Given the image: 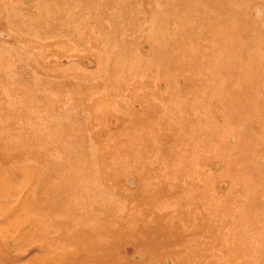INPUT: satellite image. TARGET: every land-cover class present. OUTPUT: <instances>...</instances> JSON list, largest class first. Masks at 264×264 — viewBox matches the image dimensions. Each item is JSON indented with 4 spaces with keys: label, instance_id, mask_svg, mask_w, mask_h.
Instances as JSON below:
<instances>
[{
    "label": "rangeland",
    "instance_id": "374dc122",
    "mask_svg": "<svg viewBox=\"0 0 264 264\" xmlns=\"http://www.w3.org/2000/svg\"><path fill=\"white\" fill-rule=\"evenodd\" d=\"M0 264H264V0H0Z\"/></svg>",
    "mask_w": 264,
    "mask_h": 264
}]
</instances>
